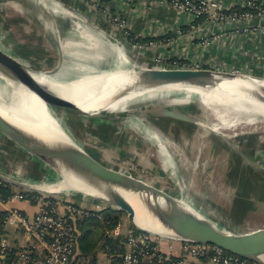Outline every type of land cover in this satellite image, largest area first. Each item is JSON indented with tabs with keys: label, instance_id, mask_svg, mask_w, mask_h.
Wrapping results in <instances>:
<instances>
[{
	"label": "rangeland",
	"instance_id": "374dc122",
	"mask_svg": "<svg viewBox=\"0 0 264 264\" xmlns=\"http://www.w3.org/2000/svg\"><path fill=\"white\" fill-rule=\"evenodd\" d=\"M98 5L97 2L93 5L94 10L101 11ZM3 8L8 26L3 25L4 16L0 12V45L10 50L11 54L33 71L43 73L56 71L63 59L57 48H28L29 45L27 48H14L12 36L15 35L11 27L9 28V24L13 23L16 15L14 5L7 3ZM102 17L105 19V24L102 25L101 41L110 42L117 47L121 45L125 47V54L131 57L138 69L158 67L155 64L158 54L152 56L156 48L147 51L134 41L136 38H130L132 31L120 14L104 10ZM81 21L82 19H76L75 26H80ZM23 42L28 40L25 39ZM88 54L91 56L92 53ZM131 66L127 67L131 68ZM114 68L115 66L110 65L106 69ZM242 71L250 73V69ZM155 105L186 106L185 111L193 114L201 123L188 124L165 118L152 111H144V114L136 119L118 115L95 118L64 108H54V113L66 132H69L76 142L108 166L123 169L135 177L168 191L181 203L189 202L193 209L205 210L213 215L212 219L221 220V223L225 225L245 222L249 225L264 224V200L259 202L260 198H264V179L262 175H260L262 179H257L258 175L255 173L258 167L264 168V117L256 115L248 121L249 115H242L235 119L234 125L229 126L222 123L215 110L201 107L198 99L187 103L171 104L147 101L145 104H138L134 111L145 110ZM212 127H218V131H214ZM155 134L159 136V141L152 138ZM164 148L166 156L161 155V149ZM7 151L10 153L11 150ZM29 160H33L34 165L31 166ZM57 169L59 166L56 163H43L24 151L20 158L12 160L5 156L0 161L2 174L15 176L20 183L24 184V186L12 185L16 194H25V192L51 194L55 196L58 204H63L64 199L65 201L68 199L78 204L84 203L89 208H100L102 217L104 213L112 215L111 218L119 217L114 228L108 230L107 227L106 232L111 233L117 227L125 232L134 231L132 227H136L129 220L128 214L119 210L108 200L82 192L68 195L47 193L38 186L40 185L38 182L46 178L49 172L53 177ZM24 200L39 206L33 200ZM37 212L32 218H28L24 212L22 214L31 221ZM247 229L246 226L243 227L242 232ZM77 230L78 232L80 230L79 224ZM80 232L82 233L81 230ZM148 233L166 237L150 231ZM23 249L24 247H19L17 251ZM102 250L103 248L98 253L99 264L105 262ZM14 257L11 258L12 261L18 259L15 254ZM9 261L10 258L7 257L6 264L12 263ZM77 262V264L90 263L86 258H78Z\"/></svg>",
	"mask_w": 264,
	"mask_h": 264
},
{
	"label": "bare ground",
	"instance_id": "6f19581e",
	"mask_svg": "<svg viewBox=\"0 0 264 264\" xmlns=\"http://www.w3.org/2000/svg\"><path fill=\"white\" fill-rule=\"evenodd\" d=\"M0 46L6 52H10L2 45ZM125 49L122 45L117 47L102 40L100 41V48L93 52L91 56L88 54L90 52L84 51L83 53L79 50L67 57L64 56L63 58L62 56L63 59L57 70L51 74L30 71L34 76L37 87L60 95L64 92L74 95L75 104L90 114L125 113L129 110L133 111L135 105L147 101H156L158 104H171L187 103L198 99L201 107L215 110L222 123L229 126L234 125L235 119L242 115H249L248 121H251L256 115L264 117L263 76L248 73L231 76L215 73L212 80L203 81L204 86H196L190 83L155 85L139 79L138 70L142 71L146 68L138 69L136 63L132 62L131 57L125 54ZM110 65L115 66V68L106 69ZM130 65L133 67L128 68ZM0 114L17 128L46 141L50 145H74L73 141L75 140L71 135L69 137L57 136L53 134V130L49 129L50 126L59 127L58 121L53 118L54 110L46 106L37 95L24 85L7 77L1 71ZM212 128L214 131H218V127ZM152 138L155 141L160 140L157 134ZM161 151V155L166 156V149H161ZM55 163L59 166V169L53 177L48 175L43 181L38 182L40 184L38 186L46 190L47 193L68 195L74 192H82L109 200L108 189L105 185L91 184L62 162L56 161ZM113 188L133 206L135 210L134 222L140 229L163 236L174 234L147 207L145 202L152 203V195L133 193L118 186ZM160 203L162 206H166L162 201ZM188 203H181V205L187 210L212 221L217 227L236 233V230L218 224L216 222L218 220L212 219V214L199 208L195 210ZM259 258L264 262V254Z\"/></svg>",
	"mask_w": 264,
	"mask_h": 264
},
{
	"label": "crops",
	"instance_id": "0c3cea01",
	"mask_svg": "<svg viewBox=\"0 0 264 264\" xmlns=\"http://www.w3.org/2000/svg\"><path fill=\"white\" fill-rule=\"evenodd\" d=\"M173 1L0 0V12L4 16L3 25L6 27L8 25L3 7L7 3L14 5L15 19L11 25L9 24L15 35L12 36L14 48H27V45L28 48H57L63 58L77 53L78 50L93 53L100 48L102 25L105 24L102 11L108 10L110 13L120 14L126 20L134 38L142 41L139 43L141 48L147 51L156 48L152 56L157 53L166 60L182 57L181 60L199 64L203 68L250 69V72L256 74L264 72L263 21L254 19L240 22L235 26L215 24L206 17L195 21L187 13H180L174 8ZM219 1L226 8L237 10L242 8L240 6L242 0ZM96 2L101 11L94 10L93 5ZM76 19H82V24L78 28L74 24ZM192 25L195 28L192 29ZM25 39L28 42H23ZM7 150H11L10 153ZM22 151L24 150L0 134V161L5 156L12 160L20 158ZM29 161L31 166L34 165L33 160ZM49 174L51 175L50 172ZM262 200L264 198H260L259 202ZM13 207L22 210L28 218H32L39 209L26 200L0 201V215ZM218 221L216 222L225 228H235L237 233H242V228L245 226L248 228L247 231L264 226V224L249 225L248 223L247 225L246 222L225 225L221 220ZM6 237L13 248H22L30 242L26 232L20 228L9 227L6 230ZM163 250L180 255L181 243L173 239L168 240L163 244Z\"/></svg>",
	"mask_w": 264,
	"mask_h": 264
},
{
	"label": "water",
	"instance_id": "95a60500",
	"mask_svg": "<svg viewBox=\"0 0 264 264\" xmlns=\"http://www.w3.org/2000/svg\"><path fill=\"white\" fill-rule=\"evenodd\" d=\"M154 68L155 69L146 67L145 70H138L139 79L146 80L147 82L155 85L190 83L196 86H204L205 84L203 81L212 80L213 74L215 73L230 76L244 73L241 70H224L222 68L185 69L161 66ZM30 70L31 69L21 62L14 54L6 52L0 46V71L7 77L15 79L24 85L52 110H54V108L70 109L80 112L85 116L95 118H103L107 116L113 117L117 115L139 117L144 114V111H152L165 118H170L184 123H200L199 120L193 116V114L185 111L187 109L186 106L170 107L166 105H155L148 107L145 110L141 109L134 111L133 109V111L129 110V112L125 113L112 114L111 112H104L102 114H90L75 104L74 95L66 92L60 95L37 87L34 76ZM47 73L51 74L53 72ZM250 73L256 74L253 72ZM256 75L264 76V72ZM145 103L146 102H142L140 104ZM137 105H135V107ZM53 118L58 121L59 125L58 128L50 126L49 129L53 130V134L57 136L61 135L69 137V133L66 132L55 114ZM0 134L4 135L10 141L18 145L25 152L33 155L43 162L55 163L56 161H60L68 168L74 170L78 175L84 177L91 184L105 185L108 189L107 193L109 198V200H105L111 202L119 210L126 212L129 220L138 230L144 231L138 228L134 223L135 210L133 206L124 196L114 190L113 187L118 186L133 193H146L152 195L153 202H145L147 207L154 215L157 216L164 226L174 232V234H166V237L162 238L182 241L187 240L215 245L228 253L264 264L263 260L259 258L264 254V226L242 233H233L227 231V229L217 227L212 221L184 208L180 203L181 201L168 191H165L164 189L159 188L144 179L135 177L123 169L108 166L105 162L97 158L92 153L86 151L75 141H73L74 145H50L46 141L31 136L17 128L1 114ZM221 137L225 139L223 135H221ZM255 173H257L260 179H262L260 175H262L264 179V168L258 167L255 170ZM0 179L11 185L24 186V184L20 183L16 177L4 175L1 172ZM160 201L165 203L166 206H162Z\"/></svg>",
	"mask_w": 264,
	"mask_h": 264
},
{
	"label": "built area",
	"instance_id": "2783aa9c",
	"mask_svg": "<svg viewBox=\"0 0 264 264\" xmlns=\"http://www.w3.org/2000/svg\"><path fill=\"white\" fill-rule=\"evenodd\" d=\"M172 3L180 13H187L195 21L206 17L215 24L231 26L254 19L264 22V1L261 0H242L240 6L244 11L226 8L219 0H174ZM191 28L195 27L192 25ZM157 58L155 64L158 67L203 68L199 64L181 60L182 57L166 60L159 55ZM24 199L36 202L38 212L31 221L15 207L0 215V264H6L12 250H16L14 254L18 259L12 261L11 257L10 264L78 263L75 255L77 225L80 221L101 219V209L65 200L63 204H58L51 194L15 193L8 200L0 197L1 202ZM9 227L23 229L29 237L30 243L22 251L18 252L19 248H13L8 242L6 230ZM106 239L109 242L102 250L105 259L102 264H262L228 253L215 245L187 240H177L181 243L182 253L176 255L163 250V244L170 239L138 229L125 232L117 227L111 233H106L104 243Z\"/></svg>",
	"mask_w": 264,
	"mask_h": 264
},
{
	"label": "trees",
	"instance_id": "16d2710c",
	"mask_svg": "<svg viewBox=\"0 0 264 264\" xmlns=\"http://www.w3.org/2000/svg\"><path fill=\"white\" fill-rule=\"evenodd\" d=\"M239 11H244L242 9H239ZM200 20V19H199ZM130 38H134V35L130 33ZM137 43L142 42L140 39H135ZM259 179V176L258 178ZM15 194V191L13 190V186L11 184H8L6 182L1 181L0 179V197L3 200H8L11 196ZM28 193L25 192V195ZM65 200V199H64ZM66 201H69L68 199ZM112 215L104 213V216L98 220V219H89L85 220L83 222H79V229L82 231V233L77 231L76 234V247H75V255L76 258H86L89 260L90 263L88 264H99V250H101L104 245L108 244V240L104 243V239L106 236V228L108 227V230H112L111 228H114L116 223L119 220V217L116 216L114 218H111ZM134 230L136 228L132 227ZM16 250H12L10 252V255H8V258L14 257V252ZM15 258V257H14ZM10 262V261H9ZM7 262V263H9ZM77 264V263H76Z\"/></svg>",
	"mask_w": 264,
	"mask_h": 264
}]
</instances>
